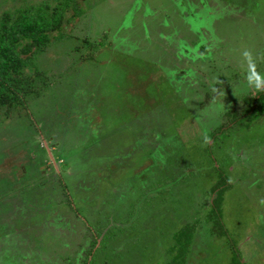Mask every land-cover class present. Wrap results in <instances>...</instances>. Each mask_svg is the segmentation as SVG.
<instances>
[{"label": "rangeland", "instance_id": "obj_1", "mask_svg": "<svg viewBox=\"0 0 264 264\" xmlns=\"http://www.w3.org/2000/svg\"><path fill=\"white\" fill-rule=\"evenodd\" d=\"M83 8L35 60L50 86L0 111V264H81L103 226L120 254L93 264H264V109L237 116L264 91V0Z\"/></svg>", "mask_w": 264, "mask_h": 264}, {"label": "trees", "instance_id": "obj_2", "mask_svg": "<svg viewBox=\"0 0 264 264\" xmlns=\"http://www.w3.org/2000/svg\"><path fill=\"white\" fill-rule=\"evenodd\" d=\"M6 1V0H4ZM86 0H41L38 3H30L23 1L21 6L5 9L0 12V111L6 115L17 109L19 106L28 105V96H38L42 90L50 86L51 77L49 74L36 65L35 60L38 55L44 52L47 47L57 39L64 37L68 38L75 34L73 31L63 34L64 26L69 25L74 18L84 15L83 5ZM87 37L89 35H86ZM59 37V38H58ZM80 38V36H79ZM86 41H91L88 38H82ZM84 44V43H83ZM81 43V46L83 45ZM90 45V44H89ZM91 46V45H90ZM264 95V91L260 90L254 95H247L246 102L239 109L237 116L242 114L251 115L257 109H264V102L258 103L259 97ZM229 113V112H228ZM233 115V112L229 113ZM47 148L42 145V148ZM59 153V152H57ZM68 163V162H67ZM67 164H60L64 168ZM62 174V173H61ZM58 175V179L66 190L67 185L64 183L63 176ZM222 196L218 195L213 198L212 203H221ZM220 208L213 214L220 215ZM213 214L208 218L212 219ZM211 216V218H210ZM103 226L100 233L92 236H87L88 241L85 242L84 255L81 259V264H93L95 258L93 249L95 244L101 240L100 247L109 250V261H117L120 251L112 245L114 239L111 233H106L102 241L100 234L103 232ZM123 228V227H121ZM192 228L187 225L177 232V242L181 250L190 243L189 235ZM122 230V229H121ZM111 231V229H110ZM126 231V230H125ZM121 231L118 237L127 235ZM109 235V236H107ZM185 237V243L182 239ZM89 238L91 240L89 241ZM78 245H83L79 243ZM100 249V248H99ZM185 249V250H186ZM98 250V249H97ZM113 253V254H112ZM178 257V253L176 254ZM177 258L174 260L176 261ZM235 261V260H234ZM232 261V262H234ZM241 264V262H237Z\"/></svg>", "mask_w": 264, "mask_h": 264}]
</instances>
